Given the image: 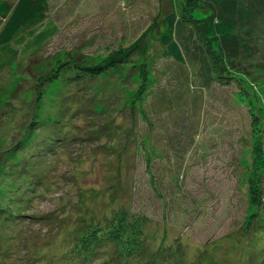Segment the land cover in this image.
Returning a JSON list of instances; mask_svg holds the SVG:
<instances>
[{
  "label": "rangeland",
  "instance_id": "374dc122",
  "mask_svg": "<svg viewBox=\"0 0 264 264\" xmlns=\"http://www.w3.org/2000/svg\"><path fill=\"white\" fill-rule=\"evenodd\" d=\"M220 8L48 0L57 32L0 50V210L25 206L0 224V264L66 263L114 211L136 218L131 235L141 225L148 255L129 264H264V17H233L255 32V56L234 63L203 29ZM172 14L184 63L159 38ZM192 32L209 66L184 47Z\"/></svg>",
  "mask_w": 264,
  "mask_h": 264
},
{
  "label": "trees",
  "instance_id": "16d2710c",
  "mask_svg": "<svg viewBox=\"0 0 264 264\" xmlns=\"http://www.w3.org/2000/svg\"><path fill=\"white\" fill-rule=\"evenodd\" d=\"M207 1L215 7L221 4L224 9L220 8L221 12L216 11L210 13L209 17L205 20L203 29L206 36L211 38H225L227 54L234 63L245 60L246 55L253 58L255 56V43L254 40L252 41V38L255 32L249 31L246 35L248 37L243 38L242 35L244 34H241L242 32L237 29L238 23H234L233 17L236 18L238 12L243 11L248 24H251L254 19H257V13L262 14L264 17V0H254L255 5L249 9L247 7L241 8L238 0ZM47 18L48 0H19L17 4H12L8 0H0V50L11 52L12 50L9 46L12 43L24 44L23 50L25 52L30 49L36 51L41 48L57 32V26L52 21L48 20L45 23ZM178 23L174 14L165 17L162 21L159 38L168 47L167 53L173 55L177 61L184 63L185 53L181 44L175 40V31ZM39 24L43 26L35 28ZM181 41H183L186 49L190 48L193 54L199 56V60L203 61L204 66L210 65L206 55H204L205 51L202 46L192 43L193 32L184 38L181 37ZM2 53H0V69L7 66L6 58L3 55L5 53ZM24 207L12 205L8 209L3 208L2 210L1 208L0 224L3 230H8L11 223H18L20 221ZM132 219L136 218L133 216L128 218L126 214H118L115 211L111 216L107 214L106 222L102 221V219L98 220V223L86 233L87 237L81 240V243L79 242V246L72 247L65 257V254H62V259L60 260L67 264H85L87 261H92L95 256L96 258L99 257L103 249H107L105 254H107L108 250L109 253L102 264H110L113 262L129 264L130 258L132 260H138L137 257H145L144 255H148V252L145 247V242L141 239V225L134 231V235L129 233L131 232L129 228L132 225ZM67 259L69 261H66ZM151 259L156 262L157 257L152 256ZM41 260L38 258L26 260L22 264H39L38 262ZM21 261V259H18V263ZM50 261L51 259L48 264H52ZM14 263L11 262L10 264Z\"/></svg>",
  "mask_w": 264,
  "mask_h": 264
}]
</instances>
